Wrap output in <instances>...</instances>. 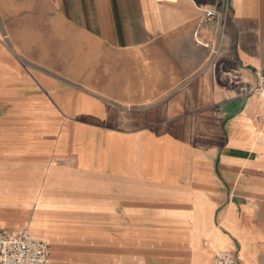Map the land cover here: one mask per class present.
I'll list each match as a JSON object with an SVG mask.
<instances>
[{
	"label": "crops",
	"instance_id": "obj_1",
	"mask_svg": "<svg viewBox=\"0 0 264 264\" xmlns=\"http://www.w3.org/2000/svg\"><path fill=\"white\" fill-rule=\"evenodd\" d=\"M25 224L49 264H264V0H0Z\"/></svg>",
	"mask_w": 264,
	"mask_h": 264
},
{
	"label": "built area",
	"instance_id": "obj_2",
	"mask_svg": "<svg viewBox=\"0 0 264 264\" xmlns=\"http://www.w3.org/2000/svg\"><path fill=\"white\" fill-rule=\"evenodd\" d=\"M208 12L207 17L213 16ZM263 82V77L259 78ZM49 243L29 232V225L7 229L0 227V264H49ZM213 264H235V257L227 251L217 252Z\"/></svg>",
	"mask_w": 264,
	"mask_h": 264
}]
</instances>
